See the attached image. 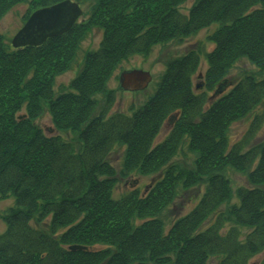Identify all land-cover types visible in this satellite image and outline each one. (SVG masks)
<instances>
[{"label":"trees","instance_id":"1","mask_svg":"<svg viewBox=\"0 0 264 264\" xmlns=\"http://www.w3.org/2000/svg\"><path fill=\"white\" fill-rule=\"evenodd\" d=\"M63 1L0 0V19L19 4L29 6L26 21ZM70 1L91 4L87 18L42 46L10 49L0 35V198L14 200L0 213V264H248L264 252V141L231 144L228 130L264 107V0H194L186 14L180 8L188 0ZM212 25L210 52L170 60L142 106L109 114L115 91L107 83L121 63ZM93 29L102 33L98 49L85 53L68 91L54 96L55 78ZM201 55L207 68L198 93L192 79ZM241 60L256 72L207 97ZM95 96L103 97L99 114ZM46 109L56 135L36 124ZM185 146L195 157L191 168L173 162ZM117 148L118 170L109 161ZM228 170L247 175L234 197ZM155 174L145 193L115 192L121 181L136 185L133 177ZM192 190L193 209L166 228L159 217Z\"/></svg>","mask_w":264,"mask_h":264},{"label":"rangeland","instance_id":"2","mask_svg":"<svg viewBox=\"0 0 264 264\" xmlns=\"http://www.w3.org/2000/svg\"><path fill=\"white\" fill-rule=\"evenodd\" d=\"M194 0H188L185 4H183L180 8V11L183 14H186L188 9L192 6ZM91 4H85L82 6L83 16L79 18L78 22H82L85 20L86 14L90 10ZM29 6L26 3L19 4L13 8H11L3 17L0 19V35L2 37L3 43L12 49L11 40L16 32L21 29V27L26 22L24 20L25 15L28 13ZM33 13V12H32ZM31 13V14H32ZM85 13V14H84ZM30 14V15H31ZM29 15V16H30ZM28 16V18H29ZM27 18V19H28ZM26 19V20H27ZM217 25H212L208 28H205L199 31L196 35L182 41V42H169L162 45H156L152 48L150 54L148 56H133L129 58L127 61L121 63L120 66L114 71L112 76L109 78L107 83V89L110 91H115V101L113 102L111 110H109V114L113 112H122L125 114H131L132 111L136 110L140 106H142L156 91L158 83L160 82L161 77L163 76L167 63L175 59L176 57L184 55L186 52L190 50L200 49L203 52H210L213 49V45L208 42L206 39L208 36L215 31ZM102 39V33L97 30H91L87 36L83 38V40L79 43V49L76 52V55L73 61L70 64V67L64 73L58 75L54 81L53 92L54 96L61 94L62 92L68 91V85L70 82L77 76L83 66L85 53L88 51H93L98 49L100 42ZM207 68V63L205 61L204 56L201 55V62L198 71L193 76V87H199V85L203 84L202 75ZM141 70L147 72L151 76V82L148 87L144 91L140 92H124L121 91L119 78L120 75L124 72ZM256 69L252 66L248 61L241 60L230 70L226 80L227 83L222 87V92L214 95L212 92H207V97L211 98V100H215L221 97L223 94L227 93V91L231 88V81L237 82L242 76L249 73H255ZM220 90V91H221ZM198 93L205 92L204 87L198 88L196 90ZM95 99L99 103V107L102 106L103 97L95 96ZM104 108L103 106L97 109L96 114L100 113V111ZM36 124L42 129V131L46 135H56L57 133L53 129L51 122V115L49 111L44 110L42 117L36 121ZM250 130H252V134H250ZM166 132V131H165ZM163 133V128L159 134L157 139V143L161 142L162 135L164 136L166 133ZM250 134V136H248ZM228 139L229 142H247V147L250 148L258 143L264 141V107L261 106L257 110H254L251 115L247 118L232 124L228 130ZM243 140V141H242ZM186 146L182 148L181 153H178L177 156L173 159L174 163H178L184 167L191 168L192 161L195 158L194 155L189 153L186 150ZM123 156V148L114 149L110 154L109 161L118 170L122 163ZM227 178L230 182L233 191L247 185V175L244 173H237L231 170L226 172ZM157 175H151L147 177H138L135 176L132 180H137L136 185H131V181H121L117 184L116 191L120 194H127L128 192L138 189L140 193H145V188L148 187L152 181L156 179ZM197 193V190H192L189 193L180 192L177 200L170 206L163 214L159 217L164 223L166 228H170L172 223L177 219L185 216L188 212H190L194 205L196 204V198L193 199V196ZM236 202V199L233 198L229 201V203L224 204L221 208V212L227 211V209ZM14 207L13 199H2L0 198V213L6 211L9 208ZM5 230V224L0 219V235ZM264 258V252L255 256L253 259L249 261L248 264H261L262 259ZM217 260H212L210 264H216Z\"/></svg>","mask_w":264,"mask_h":264},{"label":"water","instance_id":"3","mask_svg":"<svg viewBox=\"0 0 264 264\" xmlns=\"http://www.w3.org/2000/svg\"><path fill=\"white\" fill-rule=\"evenodd\" d=\"M83 15L80 6L70 0L33 12L22 28L11 40L13 49L42 46L48 39L67 33ZM120 88L128 92L144 90L151 82L149 73L134 70L124 72L119 78ZM70 251L86 250L81 246H71Z\"/></svg>","mask_w":264,"mask_h":264},{"label":"flooded vegetation","instance_id":"4","mask_svg":"<svg viewBox=\"0 0 264 264\" xmlns=\"http://www.w3.org/2000/svg\"><path fill=\"white\" fill-rule=\"evenodd\" d=\"M198 88H202V85H199V87ZM196 89L197 88H195V91H196ZM177 115L178 114H175L174 116L172 115V116H170L166 121H165V123L163 124V133L165 132L166 134L163 136L162 135V137H160L161 138V140H163L168 134H169V132L171 131V129L173 128V126H174V124L176 123V119H177Z\"/></svg>","mask_w":264,"mask_h":264}]
</instances>
